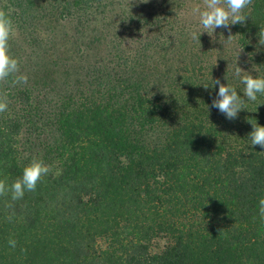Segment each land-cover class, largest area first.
Returning a JSON list of instances; mask_svg holds the SVG:
<instances>
[{"label": "trees", "instance_id": "1", "mask_svg": "<svg viewBox=\"0 0 264 264\" xmlns=\"http://www.w3.org/2000/svg\"><path fill=\"white\" fill-rule=\"evenodd\" d=\"M193 1L0 0L22 30L77 12L85 48L107 50L63 80L41 64L0 82V179L50 166L22 199L0 196V264H264V148L248 137L264 95L248 101L234 75L264 76V0L213 36L186 19ZM216 79L244 100L235 120L212 107Z\"/></svg>", "mask_w": 264, "mask_h": 264}, {"label": "clouds", "instance_id": "2", "mask_svg": "<svg viewBox=\"0 0 264 264\" xmlns=\"http://www.w3.org/2000/svg\"><path fill=\"white\" fill-rule=\"evenodd\" d=\"M140 2L147 3L148 0H140ZM252 3L253 0H202V7L198 5L192 9L193 14L198 16L199 26L202 29L200 35L207 32L209 36H213L217 28H228L230 31L232 25L245 24L249 15H246L244 10ZM14 31L15 27L11 16L5 9L0 8V82L11 77L13 85H22L27 83L28 76L20 71L18 59L14 58L10 52L9 40ZM258 36V45H264V29H260ZM193 38H196L195 33H193ZM234 75L241 78V83L244 85L242 91L248 101L255 102L257 94L264 95V76H254L250 73L242 75L240 67L236 69ZM225 79L228 81L227 76ZM217 84L219 90L217 98L212 101V107L217 108L227 119L235 120L241 110L247 109L244 100L231 84L221 83L219 79L213 80V86ZM203 87L207 90L209 85L203 84ZM7 107V94L0 93V113L5 112ZM249 123L252 125V131L248 135L251 146L259 145L264 148V125L252 120H249ZM49 172L48 164L41 159L34 158L23 169L22 177L11 185H7L5 180L0 179V196L11 193L13 201L20 200L26 191H35L38 183ZM259 212L261 218H264V198L259 201ZM16 243L14 239L9 240V246L12 248L16 247Z\"/></svg>", "mask_w": 264, "mask_h": 264}, {"label": "rangeland", "instance_id": "3", "mask_svg": "<svg viewBox=\"0 0 264 264\" xmlns=\"http://www.w3.org/2000/svg\"><path fill=\"white\" fill-rule=\"evenodd\" d=\"M198 5L202 7V0H194L189 4V12L186 14V19L195 18L196 20V18H198V16L194 15L192 12V9ZM33 11L37 12L38 10L33 9ZM76 15L77 12H75L73 17H68V20H59L58 18H53L51 21H48L50 19L49 15H47L48 17L44 15V19H35V22L32 24V26H23V30L16 25L14 34L10 37L9 45L10 52L14 58L16 56L15 54L19 53L18 51L16 53V49L18 47L21 49V53L23 55L21 54L19 58H17L19 65H21L20 71L23 69V72L26 73L33 72L35 70V66L39 68V65L42 64L46 65L48 68H51V71H57V77H59L60 80H63L66 78V74H71L70 72L74 68H77V74H80L82 71L84 73L82 66H86L87 62V64H92V66H94L95 61L99 60L100 58L102 59V56H104L107 52L106 47L104 46V49L100 48V50L98 48H94L92 50V48L87 46L85 48V45H87V36L90 34V32L85 31V33L82 35L78 33L79 31H76ZM114 21H116V19H114ZM91 26L89 28L90 31L92 29ZM28 38L35 39L36 41H28ZM46 38L49 39V42L46 40ZM88 42L90 43V41ZM79 48L80 51L78 52ZM81 49H84L85 51L83 56ZM81 56L85 57L81 58ZM55 58H58L61 61L69 58L68 60H70V64L72 65L69 67L61 65L60 67L54 68L53 62ZM86 58L87 60H85ZM43 69H45V66H43L42 70ZM77 74H72V79L75 78V75ZM0 93L2 92L0 91Z\"/></svg>", "mask_w": 264, "mask_h": 264}]
</instances>
